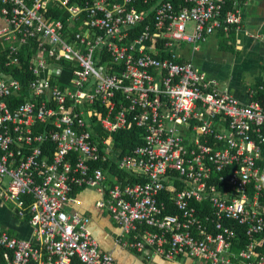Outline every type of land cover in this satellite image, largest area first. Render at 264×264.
Returning <instances> with one entry per match:
<instances>
[{
  "label": "built area",
  "instance_id": "2783aa9c",
  "mask_svg": "<svg viewBox=\"0 0 264 264\" xmlns=\"http://www.w3.org/2000/svg\"><path fill=\"white\" fill-rule=\"evenodd\" d=\"M149 1L0 0L6 65L28 44L33 74L24 87L0 64V197L34 233L0 227L9 264H118L76 209L82 188L119 226L118 245L148 259L264 264V104L177 52L238 25L239 0H158L146 22ZM134 125L145 143L120 156L110 136ZM109 159L133 177L99 165Z\"/></svg>",
  "mask_w": 264,
  "mask_h": 264
},
{
  "label": "crops",
  "instance_id": "0c3cea01",
  "mask_svg": "<svg viewBox=\"0 0 264 264\" xmlns=\"http://www.w3.org/2000/svg\"><path fill=\"white\" fill-rule=\"evenodd\" d=\"M233 8L227 3L225 11ZM237 8L241 20L228 30L218 29L204 41L196 44L179 42L177 52L181 59L191 61L218 86L230 92L241 102L258 100L264 93V0H239ZM85 189L80 191L81 205H76L91 217V229L102 248L113 252L118 264H191L179 259L166 260L160 256L151 259L118 245L119 226L113 218L95 207L98 196ZM0 227L18 239H32L33 227L26 215H20L11 201L0 197ZM0 264H9L5 256Z\"/></svg>",
  "mask_w": 264,
  "mask_h": 264
},
{
  "label": "trees",
  "instance_id": "16d2710c",
  "mask_svg": "<svg viewBox=\"0 0 264 264\" xmlns=\"http://www.w3.org/2000/svg\"><path fill=\"white\" fill-rule=\"evenodd\" d=\"M175 5H178L179 3H183V0H172ZM158 2V0H150L148 3L146 4H140L138 6V8H143L145 10L150 11L149 16L147 17L146 22L148 21V19L153 17L154 14V9L155 8V4ZM54 15L55 18H59L61 17L62 19H65V12L62 9H57L54 11ZM65 22V28L68 30H78L77 26H73L72 23L70 21L64 20ZM145 22V23H146ZM143 25L138 27V30H136L137 32H139L142 28ZM74 39V35L71 36L70 40L72 41ZM10 44H3L0 41V64L1 66L6 70L9 71L10 73H12L13 77L18 79L19 81H21L23 83V86L26 87L27 83L29 81V79L31 77H33L32 72L29 70V64L32 60V56L28 53V44H24L21 47V55H20V64L19 65H6L7 61L9 60L7 54L9 52V46ZM66 63V62H64ZM67 66H69V63L66 64ZM71 78V74L68 71H65L63 73V80L66 79H70ZM260 97L258 96V99L260 100V102L262 104H264V93H260L259 94ZM23 100V97H16L14 100H12L10 103L11 105L14 104H18L20 101ZM218 128V127H217ZM219 129V128H218ZM144 129L137 127V126H132L131 129H121L115 133H113V136H110V140L111 143L115 146V148L119 151L120 156L130 153L133 148H135L137 145H141L145 143V139L143 138L144 136ZM263 132H264V127H263ZM108 137V136H106ZM213 141V140H212ZM98 165V164H96ZM101 165L104 169H109L108 171L115 175L116 177H118L119 179L123 180V181H128V177H133L132 174H130L128 171H125L123 169H120L117 165V163L115 161L111 162V160L109 159V162L104 163V164H99ZM142 181H144L142 179ZM178 185V184H176ZM84 188L82 189H77L76 192L78 191H82ZM99 196V195H98ZM161 197H167V193L163 192L161 193ZM30 202V201H29ZM197 207H202V204H196ZM208 207V205H206ZM165 207H167V205H165ZM171 209V208H170ZM168 212H172V213H177L175 212V209L172 210H167ZM200 211V210H199ZM27 218H30V214L26 213ZM5 256V249L0 247V257L2 259H4ZM74 264H82L80 261H75ZM192 264V263H191Z\"/></svg>",
  "mask_w": 264,
  "mask_h": 264
},
{
  "label": "rangeland",
  "instance_id": "374dc122",
  "mask_svg": "<svg viewBox=\"0 0 264 264\" xmlns=\"http://www.w3.org/2000/svg\"><path fill=\"white\" fill-rule=\"evenodd\" d=\"M87 191H91V192L94 193L95 196H96V195L98 196V194H97V192H96V190H95L94 188H89V190H87ZM105 213L108 215L107 211H105ZM179 261H180V262H183V261H189V260L186 259V258H185V259H184V258H180Z\"/></svg>",
  "mask_w": 264,
  "mask_h": 264
}]
</instances>
